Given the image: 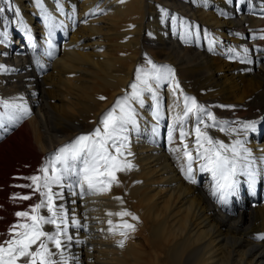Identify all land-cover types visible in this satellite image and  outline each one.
Segmentation results:
<instances>
[{
  "label": "bare ground",
  "instance_id": "obj_1",
  "mask_svg": "<svg viewBox=\"0 0 264 264\" xmlns=\"http://www.w3.org/2000/svg\"><path fill=\"white\" fill-rule=\"evenodd\" d=\"M235 1L57 0L55 5L66 7L61 15L53 13L65 23L62 34L45 39L36 32L38 43L49 45L51 38L54 50L47 54L34 46L21 57L12 55L15 46L34 40L9 26V14L17 9L35 33L31 20L41 17L35 5L41 8L43 0H0V129L12 135L6 140L0 135V241L21 220L15 213L41 199L27 187L30 177L42 175L40 169L60 148L101 127L115 101L131 95L141 69L149 74L156 98L144 90L143 104L130 101L136 127L129 126L127 133L132 153L127 160L134 167L117 172L119 183L94 195L81 196L79 186L71 191L53 186L63 193L56 203L64 205L69 222L74 217L87 225L69 227L74 237L65 253L74 257L69 264H264V240L258 239L264 235V0ZM172 14L178 16L175 33ZM153 65L162 74L159 81L151 78ZM185 96L204 111L185 117ZM4 101L22 105L27 113L5 109ZM19 119L25 122L19 125ZM198 120L214 140H241L256 161L255 184L237 175L239 183L226 204L219 193L212 194V174L200 170ZM251 121L255 129L242 130L241 124ZM181 128L187 133L183 142ZM184 144L194 157L196 183L185 178ZM24 195L32 198H19ZM250 195L258 205L252 207ZM122 211L139 219L115 215ZM125 222L134 230L124 228ZM44 228L54 230L53 225Z\"/></svg>",
  "mask_w": 264,
  "mask_h": 264
},
{
  "label": "snow or ice",
  "instance_id": "obj_2",
  "mask_svg": "<svg viewBox=\"0 0 264 264\" xmlns=\"http://www.w3.org/2000/svg\"><path fill=\"white\" fill-rule=\"evenodd\" d=\"M2 11V9H0ZM151 63V61H149ZM156 75L151 78L159 81L161 73L156 70ZM169 74L171 69H166ZM137 81L130 85L132 93L130 96L118 98L113 107L108 110L99 121L101 127H97L90 135H81L75 141L58 150L54 159L48 161L47 165L40 169L42 175L30 177L31 184L27 187L32 188L34 193H39L41 199L39 203L31 206L30 211H17L15 216L21 218L9 228V238L0 241V264H69L71 259L65 255L68 246L74 237L69 234V227L86 228L87 225L81 224L80 220L72 218L69 222L68 213L63 204H57L58 199H63L62 191H53V186L60 189L67 187L69 191L74 186H79V194L94 195L108 191L111 184H118L117 172L130 171L134 166L127 160V156L132 155L129 148V137L127 135L129 126L136 127V112L131 106L130 101H137L143 104L141 93L147 90L152 93L153 99L156 93L149 83V74L137 69ZM143 85V88L140 87ZM178 88L179 85H176ZM101 100L105 97H100ZM184 116L196 112H202L194 98L185 96ZM5 109L23 110L27 109L22 105L9 104L2 102ZM0 113V118L3 117ZM13 118L12 116L9 117ZM158 118V113H157ZM208 119L215 121V117L208 113ZM204 123L198 120L196 132V158L203 161L200 164L201 171L212 174L215 180L213 196H217L220 203L226 204V197L231 194L239 181L237 175H245L248 183L254 185L257 172L254 168L256 163L252 158V153L244 147L241 140L236 139L231 144H226L220 140H214L207 132L202 131L199 124ZM255 121L243 122L242 130H254ZM215 125L205 124L204 127ZM220 131H225L223 127ZM232 131H235L233 129ZM187 133L181 128L180 139L183 142ZM171 140V133L169 134ZM183 155L187 158V171L185 178L191 183H196L192 176V153L188 151V145L184 144ZM264 159V158H262ZM79 163V166H78ZM57 165H60L58 168ZM183 170V169H182ZM66 181H70L67 184ZM73 195L76 193L73 192ZM23 200H30V195L19 197ZM116 199H121L116 197ZM41 209L46 210L47 214H41ZM109 215H112L109 213ZM124 217L131 216L133 220L139 218L128 211L115 213ZM109 225L112 221H108ZM45 225H53V231L45 230ZM126 229H133L134 225L127 222L123 225ZM120 235H126L121 232ZM258 239L264 240V235ZM80 242V241H77ZM123 247V240L119 241Z\"/></svg>",
  "mask_w": 264,
  "mask_h": 264
},
{
  "label": "rangeland",
  "instance_id": "obj_3",
  "mask_svg": "<svg viewBox=\"0 0 264 264\" xmlns=\"http://www.w3.org/2000/svg\"><path fill=\"white\" fill-rule=\"evenodd\" d=\"M145 1H146V0H145ZM97 16H98L99 19H100L101 17H104V15H103L102 13L99 14V15H97ZM95 17H96V16H95ZM112 39H113V38H112ZM112 39H111V40H112ZM111 40L109 39V40L107 41V43H108V44L106 43L107 46L109 45V43H111ZM112 41H113L112 43H114V41H116L115 38H114ZM112 43H111V44H112ZM58 45H61V42H58ZM107 46L104 47L103 49L108 50V47H107ZM104 52H105V51H104ZM124 54H125V53H123V52L120 53L121 56H124ZM164 105H165V102H164ZM247 205H248V202H247Z\"/></svg>",
  "mask_w": 264,
  "mask_h": 264
}]
</instances>
